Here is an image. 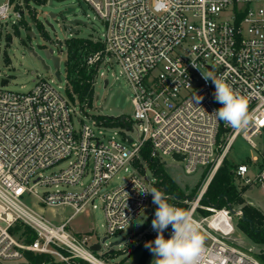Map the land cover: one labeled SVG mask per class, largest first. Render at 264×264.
Returning <instances> with one entry per match:
<instances>
[{
    "label": "built area",
    "instance_id": "obj_1",
    "mask_svg": "<svg viewBox=\"0 0 264 264\" xmlns=\"http://www.w3.org/2000/svg\"><path fill=\"white\" fill-rule=\"evenodd\" d=\"M12 1L0 5V19L11 16ZM83 1L106 26L95 38L102 49L87 63L99 62L97 72L109 60L120 66L133 89L134 118L123 117L128 124L116 126L121 139L105 137L97 126L110 125L81 122L71 101L47 79L27 92L0 88V263L32 252L46 256L39 264H107L86 238L66 230L69 219L52 223L26 197L45 206L70 204L72 215L86 205L96 208L99 200L106 236L124 233L155 205L152 194L140 190L175 198L164 193L151 169L154 178L134 163L148 147L152 158L165 163L171 157L187 173L212 167L196 196L184 197L183 206L172 203L188 209L206 237L198 264H262L235 244L231 210L200 202L238 137L252 148H258L254 138L263 145L247 162L234 163L235 177L249 187L264 184V0ZM13 13L20 18L22 10ZM209 71L249 99L255 119L246 130L235 131L213 116L222 105L212 81L203 78ZM121 172L126 174L111 185Z\"/></svg>",
    "mask_w": 264,
    "mask_h": 264
},
{
    "label": "rangeland",
    "instance_id": "obj_2",
    "mask_svg": "<svg viewBox=\"0 0 264 264\" xmlns=\"http://www.w3.org/2000/svg\"><path fill=\"white\" fill-rule=\"evenodd\" d=\"M8 1L0 0V5L6 4ZM11 4V16L0 19V88L5 87L15 91L27 92L33 88L39 79H47L71 101L72 107L75 108L77 116L80 118L78 119L83 123L97 125V116L134 118L133 89L120 74V66L114 60L100 64L94 81L91 104L82 109L83 104L77 99L73 101L66 91L65 40L72 36L101 38L106 30L105 23L88 3L83 0H13ZM70 6L74 7L75 11L68 16V19L78 18L86 22V24L76 25L77 32L75 34L69 32L59 17L53 18L50 15V12L60 13ZM16 9L22 10L20 18L13 13ZM40 22L42 27L39 25ZM48 22L53 25L54 29L49 26ZM27 31L33 32L34 35H28ZM45 47L53 48L54 54L60 58L58 71L61 81H58L55 76L56 69L52 61L46 59L50 68L45 69L37 57L43 55ZM105 79H108L107 85H105ZM120 130L116 125H101L97 126L96 129L99 135L116 139H121ZM131 135L135 136L134 133ZM254 141L258 144V148H252L245 139L238 137L226 159L234 164L242 161L247 162L250 156L258 155L263 140L254 138ZM164 166L183 190L184 195L189 197L198 194L212 168L211 166L199 167L194 173H187L183 163L176 162L171 157H166ZM144 168L146 175L149 178H154L146 163H144ZM124 174L126 173L121 172L119 177H115L111 181V185H116L120 176ZM234 184L239 190L245 186L237 177L234 179ZM42 190L43 188L39 187L37 192H42ZM242 196L246 204L252 205L264 213V184L247 186ZM26 202L36 212L42 213L45 218L56 225L69 219L66 230L81 240L86 238V246L89 249L93 243H101V250H92V252L107 264H137L142 255L141 244L149 236H155L153 233L156 232L151 224L147 226V220L152 214L151 207H147L138 217L133 219L126 226L124 233L108 235V239L102 243V238L106 236V226L99 200L96 201V208L86 205L74 215H72L74 208L70 204L45 206L38 204L33 195L26 197ZM200 204L203 203L200 202ZM238 208L240 207L235 206L234 210ZM238 222L239 217L232 213V223L235 228L231 234L232 238L237 241L239 246H243L240 248L244 252L257 258L256 254L264 249V244L253 243L249 240L238 229ZM123 237L126 238L125 241L120 245H115L112 252H108L111 249L109 244ZM106 252L109 256L104 255ZM153 261L154 256L151 254L144 264H153ZM2 264H30V262L26 258H20L4 260Z\"/></svg>",
    "mask_w": 264,
    "mask_h": 264
},
{
    "label": "trees",
    "instance_id": "obj_3",
    "mask_svg": "<svg viewBox=\"0 0 264 264\" xmlns=\"http://www.w3.org/2000/svg\"><path fill=\"white\" fill-rule=\"evenodd\" d=\"M39 25L41 27L43 26L41 22ZM65 41V68L67 78L66 91L73 101L77 99V101L83 104V109L84 106L91 104L94 93V81L97 76L96 65L99 63L97 62L95 65H89L87 63V57L102 49L103 46L100 41L93 38L72 36L67 38ZM96 120L110 126H126L128 124V121L123 117L112 120L105 116H97ZM134 163L139 168H142L144 163H146L153 173L158 176V181L160 182L164 193L171 194L175 197H168V202L170 204L176 203L180 206L184 205L182 203V199L189 196L184 195L183 190L166 171L164 163L150 156V150L148 147H144L141 150L140 158L135 159ZM233 171L234 164L230 163L225 158L208 185L201 203L212 204L217 208L227 207L230 210L234 209L235 206L240 207L243 214L238 216V229L253 243L264 244V213L258 208L245 203L242 194L247 186H243L244 188L241 190L235 187V174ZM156 207L157 205L153 206L152 214L147 220V226L151 224V221L155 216ZM201 212L203 214L208 213L206 210ZM168 234L169 227L164 232L165 238H168ZM156 236H149L141 244L140 247L142 248V255L137 264H144L152 254L150 250L145 247V243L148 241H154ZM235 244L239 248L243 247L241 245L239 246L237 241ZM105 256L109 255L106 253ZM256 256L260 262L264 264V249H261ZM26 259L30 262V264H39L45 261L46 256L43 254L27 252Z\"/></svg>",
    "mask_w": 264,
    "mask_h": 264
},
{
    "label": "clouds",
    "instance_id": "obj_4",
    "mask_svg": "<svg viewBox=\"0 0 264 264\" xmlns=\"http://www.w3.org/2000/svg\"><path fill=\"white\" fill-rule=\"evenodd\" d=\"M202 75L206 81H212L215 86L214 99L222 105L213 114L217 121H223L225 126L235 131L246 130L255 119L249 111V99L235 91L223 76H216L211 71L202 72ZM195 99L199 102L203 97L196 96ZM140 191L151 193L153 204L157 205L151 221L157 236L154 241L145 243V247L154 256L153 264H198L205 252L206 237L191 212L170 204L159 190ZM169 225L172 234L170 238H165L164 232Z\"/></svg>",
    "mask_w": 264,
    "mask_h": 264
},
{
    "label": "water",
    "instance_id": "obj_5",
    "mask_svg": "<svg viewBox=\"0 0 264 264\" xmlns=\"http://www.w3.org/2000/svg\"><path fill=\"white\" fill-rule=\"evenodd\" d=\"M74 11H75V8L70 6V7L66 8L65 10L61 11L60 13L50 12V15L53 18H58L59 17L65 23V25H66L67 29L69 30V32L71 34H75L77 32V29L75 28L76 25H78V24H86V22H83V21H81L78 18L68 19V16L70 14H72V12H74ZM48 24H49V26L52 29H54V27H53V25L51 23L48 22ZM27 34L28 35L29 34L30 35H34L33 32H31V31H27ZM37 57L41 61V63L43 64V66H44L45 69H49L50 68V66L46 63V59H50L52 61V63H53L54 68L56 69L55 76H56V78H57L58 81H61L60 72L58 71V68L60 66V58H59V56H57V55L54 54V49L53 48H49V47H45L43 49V55H38ZM107 83H108V80L105 79V85H107ZM107 118L112 119V120H115V119H118L119 117L107 116ZM129 141H131V140H129ZM174 157L176 159H178V160H182L183 159V156L182 155H179V154H175ZM231 212L234 213V214H236L237 211L234 210V209H231ZM107 239H108V236H104L102 238V243H105V241ZM125 239L126 238L123 237V238H121L119 240H115V241L111 242L109 244V247L111 249L108 252H112L113 251V247L115 245L122 244L125 241ZM101 248H102V244L101 243H93L90 246V249L93 250V251H99V250H101Z\"/></svg>",
    "mask_w": 264,
    "mask_h": 264
},
{
    "label": "snow or ice",
    "instance_id": "obj_6",
    "mask_svg": "<svg viewBox=\"0 0 264 264\" xmlns=\"http://www.w3.org/2000/svg\"><path fill=\"white\" fill-rule=\"evenodd\" d=\"M261 123H264V121H261Z\"/></svg>",
    "mask_w": 264,
    "mask_h": 264
}]
</instances>
